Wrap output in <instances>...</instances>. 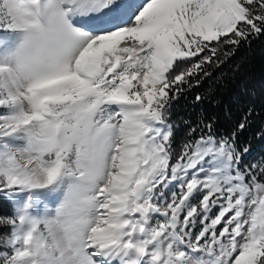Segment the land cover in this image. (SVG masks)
I'll return each instance as SVG.
<instances>
[{
	"label": "snow or ice",
	"instance_id": "1",
	"mask_svg": "<svg viewBox=\"0 0 264 264\" xmlns=\"http://www.w3.org/2000/svg\"><path fill=\"white\" fill-rule=\"evenodd\" d=\"M0 32V264H264L247 116L171 120L264 0H0Z\"/></svg>",
	"mask_w": 264,
	"mask_h": 264
},
{
	"label": "trees",
	"instance_id": "2",
	"mask_svg": "<svg viewBox=\"0 0 264 264\" xmlns=\"http://www.w3.org/2000/svg\"><path fill=\"white\" fill-rule=\"evenodd\" d=\"M205 71L209 75L200 73L193 87L172 107L171 120L180 124L174 147L179 151L178 145L185 138L188 125L183 121L194 125L201 117H215L214 131L223 134L247 116L248 126L238 137V144L250 145L244 161L264 159V35L241 44L234 55ZM195 80H199L198 85ZM197 95L203 98L196 101ZM7 213V206L0 208V214Z\"/></svg>",
	"mask_w": 264,
	"mask_h": 264
},
{
	"label": "rangeland",
	"instance_id": "3",
	"mask_svg": "<svg viewBox=\"0 0 264 264\" xmlns=\"http://www.w3.org/2000/svg\"><path fill=\"white\" fill-rule=\"evenodd\" d=\"M7 33L0 32V36H7ZM255 162V161H246V163Z\"/></svg>",
	"mask_w": 264,
	"mask_h": 264
},
{
	"label": "clouds",
	"instance_id": "4",
	"mask_svg": "<svg viewBox=\"0 0 264 264\" xmlns=\"http://www.w3.org/2000/svg\"><path fill=\"white\" fill-rule=\"evenodd\" d=\"M23 55H24V56H27V55H28V53H27V52H25Z\"/></svg>",
	"mask_w": 264,
	"mask_h": 264
}]
</instances>
